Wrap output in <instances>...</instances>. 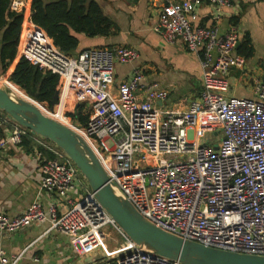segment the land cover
<instances>
[{"label":"built area","instance_id":"built-area-1","mask_svg":"<svg viewBox=\"0 0 264 264\" xmlns=\"http://www.w3.org/2000/svg\"><path fill=\"white\" fill-rule=\"evenodd\" d=\"M201 3L215 6V18L230 0H180L163 4L153 30L167 42L180 40L200 53L201 89L183 111H161L157 101L168 90L146 79L141 66L116 82V64L132 63L138 51L125 45L93 46L67 54L43 28L29 21L18 52L43 71L60 76L54 118L68 124L89 143L104 169L134 206L156 226L182 238L235 252L264 255V81L254 97L226 95L231 68H242L245 57L236 51V28L221 32L217 25H196ZM11 9L25 7L11 0ZM91 112L78 124L71 105ZM207 116L222 136L215 146L199 143L191 132ZM2 145L37 144L40 188L64 198L58 214L34 200L18 216L0 212V232L13 233L33 222L74 235L78 251L90 253L114 227L122 236L119 254L109 264H180L140 249L112 220L85 182L84 176L54 144L1 112ZM208 135V134H207ZM111 141V145L107 141ZM53 154L50 157L48 154ZM0 247V264H14Z\"/></svg>","mask_w":264,"mask_h":264},{"label":"crops","instance_id":"crops-1","mask_svg":"<svg viewBox=\"0 0 264 264\" xmlns=\"http://www.w3.org/2000/svg\"><path fill=\"white\" fill-rule=\"evenodd\" d=\"M25 3L24 20L20 40L27 31L30 21L31 0ZM103 12L114 22V32L108 36L88 37L76 33L79 40L75 52L93 46L125 45L138 51L139 57L132 63L116 64V82L125 78L133 66H141L146 79L156 81L168 90V96L155 103L161 111H183L189 102L197 98L201 89L200 53L189 50L180 40L167 42L153 30L158 11L163 4L180 0H96ZM222 8L219 19L215 18L216 8L201 3L196 9L194 23L202 26L217 25L221 32L236 28L240 46L249 41L253 49L245 57L242 68H231L230 82L226 92L230 97H254L257 83L264 81V0H230ZM12 83V82H9ZM207 116L191 132L199 143L215 146L220 136L217 127H211ZM208 134V135H207ZM0 135V212L18 216L25 212L34 200L45 210L55 204L62 214L67 203L53 192L40 188L41 173L36 154L37 144L33 140L14 145H2ZM206 138V140H205ZM49 222H33L27 228L13 233L0 232V247L8 256L20 255L14 264H109L119 254L121 244L109 248L106 240L90 253L78 251L74 235L50 228ZM117 235L121 234L111 227ZM109 233L107 238H109ZM113 240L111 245H114ZM122 243V242H121Z\"/></svg>","mask_w":264,"mask_h":264},{"label":"water","instance_id":"water-1","mask_svg":"<svg viewBox=\"0 0 264 264\" xmlns=\"http://www.w3.org/2000/svg\"><path fill=\"white\" fill-rule=\"evenodd\" d=\"M238 42L237 45H239ZM15 93L0 83V112L11 121L26 127L72 161L85 178L88 189L108 212L115 224L140 249L178 261L180 264H264V255L235 252L182 238L156 226L146 218L110 180L95 152L85 138L69 125L46 114L33 95ZM58 102V90L51 100ZM78 104L71 105L76 110Z\"/></svg>","mask_w":264,"mask_h":264},{"label":"trees","instance_id":"trees-1","mask_svg":"<svg viewBox=\"0 0 264 264\" xmlns=\"http://www.w3.org/2000/svg\"><path fill=\"white\" fill-rule=\"evenodd\" d=\"M10 5L11 0H0V67L5 72L14 64L10 74L13 83L7 85L15 92L18 90L21 95H25L24 91L33 95L38 102L50 107L61 84L60 76L41 70L19 55L18 45L25 8L16 11ZM30 20L43 28L53 43L67 54L76 53L79 44L76 33H83L88 37L108 36L115 28L114 22L96 0H31ZM252 52L249 41L240 46L239 53L243 56L247 57ZM68 115L78 124H85L91 112L83 111V106L78 105ZM28 140L31 138L24 137L22 142ZM48 155L54 156L51 153Z\"/></svg>","mask_w":264,"mask_h":264},{"label":"rangeland","instance_id":"rangeland-1","mask_svg":"<svg viewBox=\"0 0 264 264\" xmlns=\"http://www.w3.org/2000/svg\"><path fill=\"white\" fill-rule=\"evenodd\" d=\"M13 67H14V64H12L8 69L7 71H3L0 67V83H4L7 85V83L9 82H12L10 80V74L13 70ZM13 83V82H12ZM16 85V84H15ZM21 89V88H20ZM22 90V89H21ZM18 94H21L19 92H17ZM39 105H41V108L46 112V114L54 117V111L56 109V107H48L47 105L45 104H42L39 102ZM53 113V114H52ZM68 125V124H67ZM222 136V132L220 131V136L217 137V142L219 141V139L221 138ZM206 140V138H205ZM107 144L108 145H111V141L108 140L107 141ZM106 233L110 232L109 233V238L108 235H106L107 237L105 238L106 240V244L109 246V248L113 247V246H119L120 244H122L121 242L123 241L122 237H120L119 235H117V233L114 232V230L112 228H110L109 226L105 229ZM117 239V242L114 241V245H111L110 243H112L113 240Z\"/></svg>","mask_w":264,"mask_h":264},{"label":"bare ground","instance_id":"bare-ground-1","mask_svg":"<svg viewBox=\"0 0 264 264\" xmlns=\"http://www.w3.org/2000/svg\"><path fill=\"white\" fill-rule=\"evenodd\" d=\"M16 90V89H15ZM17 92H19L18 90H16ZM15 92V91H14ZM17 92H15V93H17ZM53 114V113H52Z\"/></svg>","mask_w":264,"mask_h":264}]
</instances>
